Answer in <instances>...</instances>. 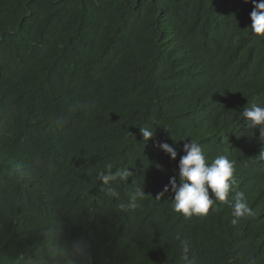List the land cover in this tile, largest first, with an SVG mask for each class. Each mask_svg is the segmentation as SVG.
Instances as JSON below:
<instances>
[{
    "label": "trees",
    "instance_id": "16d2710c",
    "mask_svg": "<svg viewBox=\"0 0 264 264\" xmlns=\"http://www.w3.org/2000/svg\"><path fill=\"white\" fill-rule=\"evenodd\" d=\"M253 7L0 0V264H80L78 246L87 264H181L182 240L196 264H264V137L241 115L264 104ZM190 140L236 162L238 187L206 216L156 198ZM107 164L132 173L118 196L98 179ZM237 191L254 214L233 225Z\"/></svg>",
    "mask_w": 264,
    "mask_h": 264
},
{
    "label": "clouds",
    "instance_id": "9594fccd",
    "mask_svg": "<svg viewBox=\"0 0 264 264\" xmlns=\"http://www.w3.org/2000/svg\"><path fill=\"white\" fill-rule=\"evenodd\" d=\"M245 2H251L254 5L250 13L252 33L256 36H264V0H245ZM241 115L246 119L248 126L252 128L260 126L261 137H264V104L253 103L250 107L246 106ZM140 131L144 141L154 136L150 128L142 127ZM156 147L169 155L172 160H176L178 152L172 145L163 142L157 143ZM183 153L179 158L178 178L177 176L170 177L169 183L164 186L163 191L156 198L160 199L170 191L173 194L175 212L186 217L206 216L210 209L215 210L214 206L217 202L228 201L229 194L238 187V182L234 177L236 162L226 155H219L209 163L201 146L194 140L183 144ZM105 169L98 173V179L105 186L108 195L118 196L116 189L111 185L117 179L128 180L132 173L128 169H117L113 172L111 164H107ZM144 197V189L137 187L131 197V202L121 204L120 207L135 208L136 202ZM230 207L233 225H237L242 218L254 214L243 192H236L235 202H230ZM181 244V264H196L195 256L190 255L189 241L182 240ZM73 251L81 257L80 264H87V261L83 259V250L79 246Z\"/></svg>",
    "mask_w": 264,
    "mask_h": 264
}]
</instances>
